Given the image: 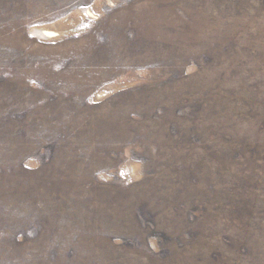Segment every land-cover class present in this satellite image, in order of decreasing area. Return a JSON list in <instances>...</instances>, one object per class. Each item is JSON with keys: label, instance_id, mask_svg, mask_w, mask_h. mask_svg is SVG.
<instances>
[{"label": "rangeland", "instance_id": "rangeland-1", "mask_svg": "<svg viewBox=\"0 0 264 264\" xmlns=\"http://www.w3.org/2000/svg\"><path fill=\"white\" fill-rule=\"evenodd\" d=\"M0 264H264V0H0Z\"/></svg>", "mask_w": 264, "mask_h": 264}]
</instances>
